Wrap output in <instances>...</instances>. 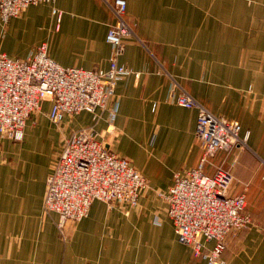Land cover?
<instances>
[{
    "label": "crops",
    "instance_id": "0c3cea01",
    "mask_svg": "<svg viewBox=\"0 0 264 264\" xmlns=\"http://www.w3.org/2000/svg\"><path fill=\"white\" fill-rule=\"evenodd\" d=\"M106 1L112 0L29 4L0 22V51L27 58L46 42L61 66L106 69L105 36L113 21ZM126 18L135 36L125 40L119 62L138 76L116 82L113 136L105 132L106 111L95 129L148 187L128 212L94 200L63 241L57 215L42 210L46 178L64 139L93 119L87 111L63 114L60 130L48 119L51 103L45 100L26 121L22 141L0 136V264H203L178 242L166 202L157 196L177 172L203 158L195 139L197 112L166 100L168 74L211 112L237 120L241 135L248 132V149L219 150L206 157L203 171L212 174L221 166L234 176L229 193L246 192L253 223L228 238L226 264H264V209L256 224L252 205L264 189V0H126ZM159 155L170 165L165 182L158 181Z\"/></svg>",
    "mask_w": 264,
    "mask_h": 264
},
{
    "label": "built area",
    "instance_id": "2783aa9c",
    "mask_svg": "<svg viewBox=\"0 0 264 264\" xmlns=\"http://www.w3.org/2000/svg\"><path fill=\"white\" fill-rule=\"evenodd\" d=\"M55 0H0V22L6 23L29 5ZM113 14L105 36L110 45L108 67L83 69L64 67L48 55L46 42L37 45L27 58H12L0 51V136L20 142L26 121L50 100L48 119L61 123L63 114L82 111L92 114L93 124L66 137L46 178L42 210L56 214V228L63 241L70 226L87 216L94 200L117 205L128 212L148 187L146 178L125 157L115 154L95 129L106 111V134L114 133L118 99L116 82L134 74L119 62L125 40L134 37L126 18V0L106 1ZM58 13L56 8L52 9ZM166 100L195 109V139L203 150L198 166L177 172L173 184L157 195L166 202L165 211L181 244L190 247L203 264H226L222 254L228 238L247 228L252 218L245 211V192L231 195L233 174L218 166L212 174L203 171L206 157L217 151L248 147V132L241 135L237 120L211 112L168 74ZM264 165V159H261Z\"/></svg>",
    "mask_w": 264,
    "mask_h": 264
},
{
    "label": "rangeland",
    "instance_id": "374dc122",
    "mask_svg": "<svg viewBox=\"0 0 264 264\" xmlns=\"http://www.w3.org/2000/svg\"><path fill=\"white\" fill-rule=\"evenodd\" d=\"M37 112H39V111H35L33 114H35V113H37ZM60 130H61V127H62V125H61V123H59V124H57L56 125ZM111 135V134H110ZM111 136H113V133H112V135ZM107 137L108 136H105L104 138H105V140L107 139ZM65 138V137H64ZM29 144L31 145V147L32 148H36L37 147V144H35V143H33V142H29ZM242 149H248V147H244V148H241V149H235V152H239V150H242ZM234 151V150H233ZM59 152V151H58ZM224 152H226V151H224ZM226 153H229V152H226ZM155 161H156V163H157V165L159 166V178H158V181H160V182H165V180H166V178H167V176L169 175V173H170V170H169V167H170V165H169V163H167V165L166 164H164V162H163V158H162V156L161 155H159L158 156V158H155ZM259 161H261L260 159H259ZM263 186V185H262ZM242 190V189H241ZM240 190V191H241ZM258 194H255L256 195V197H255V200H254V202H252V205L254 204V206H255V208H257V212H255V211H253V213L255 214V216H254V219H255V223L256 224H258L259 223V220H260V222H261V218H260V216H259V213L261 212V210L262 209H264V189H259L258 191ZM246 193V192H245ZM155 194H156V192H155ZM158 196V195H157ZM260 200V201H259ZM162 208H164V205H162ZM261 209V210H260ZM259 218V219H258ZM258 223H257V222ZM252 223H253V221L251 222V224L249 225V226H251L252 225ZM254 223V224H255ZM169 227V224L168 223H165L164 224V228L163 229H165V228H168ZM232 238V237H231Z\"/></svg>",
    "mask_w": 264,
    "mask_h": 264
}]
</instances>
